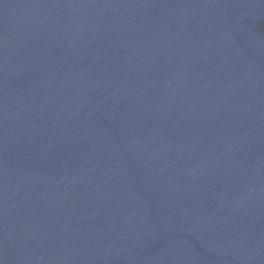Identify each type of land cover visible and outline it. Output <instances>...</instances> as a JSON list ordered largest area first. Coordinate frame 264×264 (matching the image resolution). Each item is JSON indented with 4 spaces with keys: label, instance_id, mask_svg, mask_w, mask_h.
<instances>
[{
    "label": "water",
    "instance_id": "1",
    "mask_svg": "<svg viewBox=\"0 0 264 264\" xmlns=\"http://www.w3.org/2000/svg\"><path fill=\"white\" fill-rule=\"evenodd\" d=\"M0 264H264V0H0Z\"/></svg>",
    "mask_w": 264,
    "mask_h": 264
}]
</instances>
